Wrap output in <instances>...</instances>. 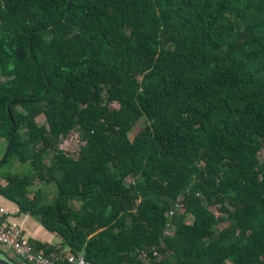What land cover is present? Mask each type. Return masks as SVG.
Returning a JSON list of instances; mask_svg holds the SVG:
<instances>
[{"label":"trees","instance_id":"trees-1","mask_svg":"<svg viewBox=\"0 0 264 264\" xmlns=\"http://www.w3.org/2000/svg\"><path fill=\"white\" fill-rule=\"evenodd\" d=\"M0 139L87 264H264V0H0Z\"/></svg>","mask_w":264,"mask_h":264},{"label":"crops","instance_id":"crops-1","mask_svg":"<svg viewBox=\"0 0 264 264\" xmlns=\"http://www.w3.org/2000/svg\"><path fill=\"white\" fill-rule=\"evenodd\" d=\"M5 150L6 144L3 140L0 139V159L3 157ZM28 164L31 165L30 163ZM0 184L5 185L6 183L5 181L0 180ZM0 206H3L8 210L9 222L15 223L22 228L24 237L32 244V247L33 244L45 246L49 249L56 247L59 251H62L64 253L66 258L74 256L71 253L69 247L64 245L63 239L58 234L49 232L39 220L31 216L30 214L21 213L20 207L16 203L11 202L0 195ZM52 251H54V249ZM41 252L44 253V249L40 250L39 253H35L41 254ZM0 253L9 255L14 259L18 258L12 250L3 246H0Z\"/></svg>","mask_w":264,"mask_h":264},{"label":"built area","instance_id":"built-area-1","mask_svg":"<svg viewBox=\"0 0 264 264\" xmlns=\"http://www.w3.org/2000/svg\"><path fill=\"white\" fill-rule=\"evenodd\" d=\"M182 208L183 206L179 204L176 206V211H181ZM176 211L171 212L170 216H174ZM0 246L12 250L18 258L30 264H57L58 257L62 262L67 260L68 264H87L83 257L71 256L62 259V256L57 254L35 253L32 244L24 237L22 228L9 222V212L3 206H0Z\"/></svg>","mask_w":264,"mask_h":264},{"label":"rangeland","instance_id":"rangeland-1","mask_svg":"<svg viewBox=\"0 0 264 264\" xmlns=\"http://www.w3.org/2000/svg\"><path fill=\"white\" fill-rule=\"evenodd\" d=\"M145 125V121H140L135 128L130 133V138L133 140L134 137L137 135V133L142 129ZM85 145V142L83 140V137L79 131L73 132L68 139H65L61 143V148H63L68 154L72 156H78L80 149ZM264 157V152H263ZM1 171L3 172H11L13 175H27L31 172V165L29 164H22L19 159L15 156H13L9 162V164L4 167ZM131 181H128V184H130ZM39 187H43V189H46L44 185H42L40 182H36L33 187L29 189L30 194H34ZM47 197L48 199H52V197L56 194V188L55 186L47 187ZM213 212L219 216L220 212L217 208L213 209ZM18 262H22L23 260H20L19 258L16 259Z\"/></svg>","mask_w":264,"mask_h":264},{"label":"water","instance_id":"water-1","mask_svg":"<svg viewBox=\"0 0 264 264\" xmlns=\"http://www.w3.org/2000/svg\"><path fill=\"white\" fill-rule=\"evenodd\" d=\"M13 143V138L11 139L8 148L6 150L5 156L2 160V162L5 161L7 154L9 153L11 146ZM0 264H20L19 262H17L14 258L10 257L9 255H6L4 253H0Z\"/></svg>","mask_w":264,"mask_h":264}]
</instances>
